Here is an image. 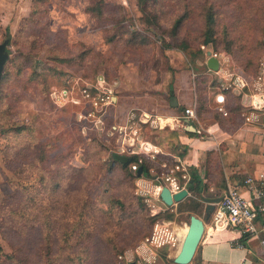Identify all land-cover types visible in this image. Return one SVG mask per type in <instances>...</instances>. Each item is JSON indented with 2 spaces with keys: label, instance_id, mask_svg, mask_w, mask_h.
Returning a JSON list of instances; mask_svg holds the SVG:
<instances>
[{
  "label": "rangeland",
  "instance_id": "rangeland-1",
  "mask_svg": "<svg viewBox=\"0 0 264 264\" xmlns=\"http://www.w3.org/2000/svg\"><path fill=\"white\" fill-rule=\"evenodd\" d=\"M94 1H101L103 5L100 6L101 18L85 11L94 5ZM205 2L211 4L217 13V50L212 45L199 46V34L202 33L199 7ZM187 3L192 5L191 13L173 42L175 48L162 50L159 37L171 43V23L183 13V5ZM239 3L251 5L255 0H239ZM32 4L33 0H0V43L4 40L5 28L8 27V50L12 51V62L6 68L7 76L0 84V258L14 249L18 251L23 248L24 254L39 250L40 236L37 229L28 234L15 233L9 227L10 223L1 221L4 220L2 212L6 209L2 206L4 201L20 185L19 176L8 167V159H14L19 166L27 165L24 160L28 156L31 158L35 147L43 146L44 150L36 149L35 153L37 155L43 151L47 155L46 162L42 166L35 165L33 169H26L21 175L42 173L49 179L57 165L65 169L68 166L86 168L85 174L76 183L69 182V175L66 173L60 189L63 191L60 203L64 207L62 206L59 215H64L63 208L67 207V203L70 204L69 201L72 202L80 190L89 196L90 203L94 205L102 221L97 225L93 242V264H172L180 247L178 240L174 245L162 248H153L152 245L140 247L144 240L130 242V235L136 225L118 235V240L124 247L123 253L118 256L122 257V262L108 253L101 237L105 231L103 221L110 217V199L121 195L126 191L124 188L137 193L140 187L146 188L150 179L141 178L146 183L141 184L137 180L131 187L128 183L120 182V173L103 180L105 171L99 172L90 166L94 159L106 160L112 154L124 156L121 149L128 146L126 144L130 142V138L134 137L140 142L145 138L155 137V132L149 131L148 127L143 129L136 125L134 127L137 128V133L134 131V134L129 135L127 131V137L123 138L125 131L110 128L113 123L112 111L108 110L111 104L102 108L99 104L94 106L91 101L84 100L80 92L84 84H79L71 93L78 104L67 98L58 99L55 103L50 99V93L71 87L77 78L88 84L103 78L110 84L113 81L119 82L120 72L123 70L133 74L142 72V75L151 70L158 72L167 67L170 59L175 57L173 55L181 56L184 63L188 62L197 72L205 73L209 71L203 64L207 52L215 54L220 61L219 70L213 73L225 76L226 79L222 81L224 86L230 79L233 81L237 78L244 82L245 88L258 93L256 83L261 84L259 87L262 91L264 89L263 82L258 80L264 75V55L258 56L259 49L256 50L254 46L255 25L246 18L240 20L239 12L235 9L236 2L233 4L231 0H161L156 6L159 17L158 37L148 34L150 43L143 47L126 45L124 39L107 42V38L117 27L127 28L128 31H142L137 21L139 12L134 0H45L44 3L37 4L38 11L31 17ZM223 32L230 35L226 36ZM231 40L234 41L235 48L232 57L224 53L227 41ZM84 47L91 50L82 62L75 59L76 63H67V59L81 54ZM257 62L259 72L254 73ZM95 70H99L97 74ZM205 82L210 83L208 79ZM210 86L219 87V83L214 79ZM11 123L25 127L19 140L15 141L10 134H5ZM10 145L22 148L23 154L17 157ZM134 150L137 151L138 146ZM159 155L153 161L161 162L164 158H169L163 153ZM150 174L156 175L157 170H152ZM142 192L149 193V190ZM172 207L168 211L175 215L172 220L165 222H170L172 229L181 237L178 228H187L189 213H176V206ZM203 216L202 213L200 217ZM107 233L112 235L113 232ZM194 259H199L198 252Z\"/></svg>",
  "mask_w": 264,
  "mask_h": 264
},
{
  "label": "trees",
  "instance_id": "trees-1",
  "mask_svg": "<svg viewBox=\"0 0 264 264\" xmlns=\"http://www.w3.org/2000/svg\"><path fill=\"white\" fill-rule=\"evenodd\" d=\"M44 1L45 0H33L31 17L36 15L38 11L37 4L44 3ZM134 1L139 12L137 21L142 31H128L127 28L117 27L113 29L115 31L107 38V42L112 43L115 39H124L126 45H141L144 47L150 43L148 34L158 37L157 28L159 25V17L157 15L158 10L156 6L161 0ZM232 2L233 4L236 2L235 9L236 12H239L240 20L246 18L255 25L256 37L254 39V46H256V50L259 49L257 51L258 56H263L264 0H255V3L251 5L239 3V0H231V3ZM100 6H103L101 1L95 2L94 5L86 8L85 11L93 15L96 14L101 18L102 10ZM191 7L192 5L188 3L184 4L183 13L172 21L169 32L171 43H167L164 41L163 37H159L162 50L175 48L176 45H174L173 42L177 38L178 32L182 28L184 21L190 16ZM199 9L201 11L200 20L202 21V33L199 34L201 40L199 46L212 45L213 48L215 47L217 50V13L208 2L201 4ZM8 30L9 28L6 27L4 40L10 37ZM223 34L226 36L230 35L226 32H223ZM90 50V48L84 47L81 54L75 58L67 59V63H76V60L82 62L85 56L89 55ZM234 50V41H227L224 53L232 57ZM8 53L9 59L5 64L0 84L7 76L6 68L8 63L10 65L12 62V58L10 59L12 51L8 50ZM98 66L100 67L101 64ZM98 71L99 70H95V73L97 74ZM253 72H259L258 62L254 66ZM113 78H115V76ZM8 127L9 129L5 134H10V137L15 141L19 140L21 133L25 130V127L15 123L9 124ZM141 127L145 129L148 125H143ZM148 128L149 131L155 132V137L152 142L157 148L163 152L169 149H175L178 144L179 136L177 131ZM151 139L152 138H145V140ZM10 148L15 151L17 157L23 154L22 148L15 146ZM15 148L19 149L16 151ZM42 148L44 150L43 146ZM42 148L41 146L35 147V151L36 149L42 150ZM35 151H32L31 158L28 156V159L24 160V162H27V165L24 166H19L14 159H8V167L14 170L17 177L19 176L20 185L15 189L13 195L4 201L5 204L3 203L2 206H5L6 209L2 212L4 220L1 222L10 223L9 227L13 229L12 231L15 233L28 234L37 229L40 236L39 250L32 253L28 251V254H24L25 249L21 248L18 249V251L14 249L8 254L1 255L0 264H93V242L96 238L95 234H97V225L102 221L96 208L90 203L89 196L80 190L75 198H73L72 202L69 201L70 204L67 203V207L63 208V210H65L64 215H59L63 206V203H60L63 191L60 189L65 180L66 173L69 175V182L73 183L75 181L76 183L77 179L85 174L86 168L68 166L67 169H65L61 165H57L56 170L50 173L51 176L49 179L42 173L34 174L31 172L29 175L22 176L21 172H25L26 169H33L35 165L42 166V164L46 162L47 155L44 154L43 151L36 155ZM115 155L116 154L110 155L106 160L94 159L91 161L90 166L93 167L92 169L99 172L105 171L103 180H108L113 174L120 173L122 177L120 182L128 183L130 186L134 181L140 180L141 178L154 180L155 176H160L161 173L165 172L161 167L162 164H165L167 168L175 164L168 157L164 158L161 162H156L142 154H125L124 156H126L128 160L126 163H122L114 158ZM35 156L37 158H35ZM159 156L160 155H157V157ZM158 160L160 159L158 158ZM12 162L13 164H10ZM133 164L137 165L135 172H132L130 169V166ZM139 169H141L140 173H138ZM152 170H157V174L151 175L150 172ZM177 176L180 178V174H177ZM192 180L193 181H180V185L184 186V188L191 193V196L176 205V213H189V216L194 214L200 217L203 213L204 205L200 201L201 190L196 184L197 182L199 183V180L196 177H192ZM157 183L158 182H155L154 185H157ZM124 189L126 191L122 192L121 195L110 199L108 206L110 217L109 219L105 218L103 221L105 231L102 233L103 237L101 238L103 239L108 253L115 257L120 256L124 251V247L118 240V235L125 229L136 225V228L130 235V237H132V239L130 238V242L132 243L135 240L140 242L150 236L156 222L170 221L175 215V213L168 211L173 209V207H168L165 211L152 210L146 203L145 197L136 194L132 189ZM59 207H61V209H59ZM108 231L113 232L112 235L107 233ZM249 237V234L241 233L238 244L241 247H246V242ZM191 263L202 264L200 255L197 261L193 259Z\"/></svg>",
  "mask_w": 264,
  "mask_h": 264
},
{
  "label": "crops",
  "instance_id": "crops-1",
  "mask_svg": "<svg viewBox=\"0 0 264 264\" xmlns=\"http://www.w3.org/2000/svg\"><path fill=\"white\" fill-rule=\"evenodd\" d=\"M173 56L158 72H120L108 109L113 120L110 128L124 130L123 138L127 131L129 135L136 131V125L177 131L178 144L166 152L154 145V137L142 142L173 161L179 160L187 180H199L196 184L204 197H221L229 187H236L246 198H253L244 182L264 171V89L258 82L259 92H254L237 78L224 86L225 76L210 71L207 58L203 64L211 73L197 72L181 56ZM210 78L216 79L219 87L211 88L214 79ZM186 110H191L195 119L186 118ZM153 185L150 180L147 189L142 188L152 192ZM204 228L197 251L202 264H264V234L250 236L246 247H241L240 230L227 224L218 205Z\"/></svg>",
  "mask_w": 264,
  "mask_h": 264
},
{
  "label": "built area",
  "instance_id": "built-area-1",
  "mask_svg": "<svg viewBox=\"0 0 264 264\" xmlns=\"http://www.w3.org/2000/svg\"><path fill=\"white\" fill-rule=\"evenodd\" d=\"M211 54L215 56V54ZM258 80L264 83V75L258 78ZM79 84H84L80 89L84 100L91 101L94 106H98L99 104L103 106L102 108H106L108 105L112 104V98L118 82L113 81L107 84L103 78H98L95 83L88 84L77 78L72 82L71 87L69 86L67 89L64 88L59 92L53 90L50 93V99L57 103L58 99L63 100L67 98L70 102L78 104V100L74 101L71 93ZM223 114L225 115V113ZM184 116L186 118L195 119V115L191 110H186ZM181 127L182 125L179 129ZM115 130L116 129H114V131ZM136 133L135 131V134ZM126 145L128 146H123L121 149L124 155L143 154L147 158L154 160L157 155L162 153L156 147L150 146L142 142V140L137 142L134 137L130 138V142ZM136 146H138L137 151L134 150ZM173 162L175 164L170 168H167L165 164L161 165L165 172L161 173L160 176H155L154 180H152L154 183L158 182L157 185H153L152 192L143 193L142 191L145 189L142 187L139 188V192L137 190L136 194L145 197L146 203L152 210L165 211L168 209L159 199V192L163 186L167 187L171 194L184 189V186L180 185V181H187L186 169L179 160ZM130 169L132 172H135L137 165H131ZM177 174H180V178ZM244 184L248 191L252 193L253 198H246L239 192L238 188L229 187L221 196L222 199L218 206L223 211L227 224L230 227L238 228L241 233L249 234L250 236H255L258 233L264 234V171L256 175L255 178H247ZM259 223L260 225L257 226ZM178 239L179 234L172 229L170 222L158 221L153 226L151 236L144 239L140 247L152 245L153 248H162L165 245H174ZM262 245H264V241H262ZM118 260L122 262L123 259L122 257H118Z\"/></svg>",
  "mask_w": 264,
  "mask_h": 264
},
{
  "label": "water",
  "instance_id": "water-1",
  "mask_svg": "<svg viewBox=\"0 0 264 264\" xmlns=\"http://www.w3.org/2000/svg\"><path fill=\"white\" fill-rule=\"evenodd\" d=\"M9 43L10 37H7L0 43V79L3 74L5 64L9 59ZM206 55L207 68L212 72H217L220 66L219 60L215 56H213L211 52H207ZM186 123L188 124V121ZM114 158L122 163H126L128 160L127 157L123 155H115ZM140 172L141 169L138 170V173ZM187 197L188 191L186 189H182L177 193L171 194L169 189L163 186L159 192V199L166 207L177 205ZM221 199L222 197L211 198L200 195V201L204 204L203 219L194 214L189 216L187 231L182 239L179 251L172 259L173 264H191L204 233V222L209 220V218L215 211L216 206L220 203Z\"/></svg>",
  "mask_w": 264,
  "mask_h": 264
},
{
  "label": "bare ground",
  "instance_id": "bare-ground-1",
  "mask_svg": "<svg viewBox=\"0 0 264 264\" xmlns=\"http://www.w3.org/2000/svg\"><path fill=\"white\" fill-rule=\"evenodd\" d=\"M178 230L180 231V236L181 237H179V239H178V242H179V246L181 245V242H182V239H183V237H184V235H185V233H186V231H187V228L185 229V228H178ZM178 244V243H177ZM179 249H180V247H179ZM179 251V250H178ZM177 251V252H178ZM177 254V253H176ZM175 254V255H176Z\"/></svg>",
  "mask_w": 264,
  "mask_h": 264
}]
</instances>
